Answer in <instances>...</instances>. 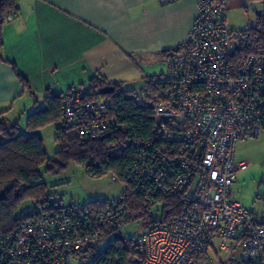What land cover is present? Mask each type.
Here are the masks:
<instances>
[{
    "label": "built area",
    "instance_id": "2783aa9c",
    "mask_svg": "<svg viewBox=\"0 0 264 264\" xmlns=\"http://www.w3.org/2000/svg\"><path fill=\"white\" fill-rule=\"evenodd\" d=\"M229 1L199 0L183 49L165 58L163 88L134 95L136 105L152 111L157 140L137 142L133 163L122 176L111 173V181L131 185L150 202L181 195L183 206L179 216L137 235L141 264H211L212 248L229 254L238 238L241 264H264V224L231 195L238 174L252 164L235 159L236 143L264 131V54L248 51L256 20L230 27ZM14 17L6 12L8 21ZM113 109L109 95L88 99L72 88L63 95L60 124L83 140L130 132ZM126 214L121 200L43 212L0 234V264H82L85 250Z\"/></svg>",
    "mask_w": 264,
    "mask_h": 264
},
{
    "label": "crops",
    "instance_id": "0c3cea01",
    "mask_svg": "<svg viewBox=\"0 0 264 264\" xmlns=\"http://www.w3.org/2000/svg\"><path fill=\"white\" fill-rule=\"evenodd\" d=\"M13 1L15 17L8 21L4 13L0 33V120L22 125L43 107L47 91L61 95L72 87H84L96 76L122 82L127 90V82L144 74L151 63L165 62L168 50L184 45L199 3ZM242 142L246 151L238 155L237 144ZM235 159L264 167V131L255 139L238 141ZM251 172L239 175L232 197L237 182Z\"/></svg>",
    "mask_w": 264,
    "mask_h": 264
},
{
    "label": "trees",
    "instance_id": "16d2710c",
    "mask_svg": "<svg viewBox=\"0 0 264 264\" xmlns=\"http://www.w3.org/2000/svg\"><path fill=\"white\" fill-rule=\"evenodd\" d=\"M7 11L15 13L14 1L0 0V33L4 13ZM256 22L255 27L251 29L252 38L248 51L264 54V13L257 15ZM182 49L183 47L179 46L168 50L166 56L172 52H180ZM20 78L24 85L28 86L27 81ZM163 86V81L158 77H148L140 91L154 95ZM106 87H112V92L105 95H109L114 101L113 114L131 127L130 132L119 131L105 138L83 140L77 131H64L60 124L64 94L54 95L50 91L44 95L43 107L30 113L23 126L20 123H10L6 119L0 120V234L10 233L23 220L64 207L60 202H53L47 192L41 170L44 166H48L47 170H53L64 168L69 162L74 161L84 166L93 176L106 173L122 176L137 156V142L157 140L158 132L152 111L136 105L134 92L125 90L124 83L111 82L104 77L96 76L84 87L72 88L82 89L88 99H93L103 96L98 95L97 92ZM48 125H55L57 130L58 149L55 161L48 157L43 137L38 133ZM27 200L35 204L38 209L18 214L19 206ZM120 200L127 205L126 216L105 228L100 239L111 236L118 230V224L122 221L143 222L146 229L157 222L179 216L183 210L181 195L159 196L154 202H150L139 196L131 185H127ZM107 203L97 201L85 206L101 209ZM155 205L160 206L159 217H155L152 213ZM255 222L264 224V217L261 220L256 217ZM240 243L241 238H238L237 246ZM96 250L97 243L89 246L81 260L82 264L90 260V264L142 263L134 237L112 238L103 251L95 254ZM241 262L242 259L238 261V264Z\"/></svg>",
    "mask_w": 264,
    "mask_h": 264
},
{
    "label": "rangeland",
    "instance_id": "374dc122",
    "mask_svg": "<svg viewBox=\"0 0 264 264\" xmlns=\"http://www.w3.org/2000/svg\"><path fill=\"white\" fill-rule=\"evenodd\" d=\"M264 13V0H230L227 10V19L231 28H243L250 26L256 20L257 15ZM166 63L164 61H155L151 63L144 72L138 76L136 80L127 82L125 88L138 94L140 90L138 86L146 83V78L156 76L163 81ZM23 126V125H22ZM43 137L44 147L50 160H57L56 150L58 144L56 142L57 130L55 125H48L38 131ZM243 142L237 144V154L242 155ZM51 166V164H50ZM251 164L246 171L239 175L251 172L244 180H239L233 191V197L239 200L243 205L249 207L259 220L264 217V167H252ZM48 166H44L43 181L47 185V192L53 202H60L64 206L70 204L89 205L94 202H114L121 199L127 189L124 182H112L111 173L101 176H93L87 172L84 166L71 161L64 168L47 170ZM252 168V169H251ZM38 209L30 200L23 202L18 209V214L22 212ZM160 206H153L152 213L155 217L160 216ZM145 229L143 222H123L118 224V230L113 232L111 236H104L97 242V250L95 254L103 251L109 244L110 239L117 237H134ZM216 245V242H214ZM243 256L241 245L235 247L231 253H217L212 248L209 252L211 264H238ZM87 261L85 264H90ZM76 264V263H75Z\"/></svg>",
    "mask_w": 264,
    "mask_h": 264
},
{
    "label": "water",
    "instance_id": "95a60500",
    "mask_svg": "<svg viewBox=\"0 0 264 264\" xmlns=\"http://www.w3.org/2000/svg\"><path fill=\"white\" fill-rule=\"evenodd\" d=\"M112 92V87H106L97 92L98 95H105Z\"/></svg>",
    "mask_w": 264,
    "mask_h": 264
}]
</instances>
